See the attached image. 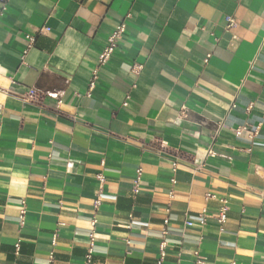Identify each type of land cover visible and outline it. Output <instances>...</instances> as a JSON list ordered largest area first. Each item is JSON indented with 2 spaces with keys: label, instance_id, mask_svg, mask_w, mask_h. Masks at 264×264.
Instances as JSON below:
<instances>
[{
  "label": "crops",
  "instance_id": "obj_1",
  "mask_svg": "<svg viewBox=\"0 0 264 264\" xmlns=\"http://www.w3.org/2000/svg\"><path fill=\"white\" fill-rule=\"evenodd\" d=\"M0 13V264H83L92 216L93 264H156L164 229L162 264H264V0H0ZM30 90L60 98L25 104Z\"/></svg>",
  "mask_w": 264,
  "mask_h": 264
},
{
  "label": "built area",
  "instance_id": "obj_2",
  "mask_svg": "<svg viewBox=\"0 0 264 264\" xmlns=\"http://www.w3.org/2000/svg\"><path fill=\"white\" fill-rule=\"evenodd\" d=\"M5 10V6L2 8V11ZM2 14L0 13V16ZM130 16L127 15L125 17V20L127 18H129ZM125 20H123L120 24L116 25L114 27V29L112 30V32L109 34V36L107 37V44L105 45V47L102 49V51L99 53L98 58H97V64L95 66V68L93 69V71L91 72L90 75V79L88 81V91L86 93L87 96L90 95V93L94 90L95 85L98 81V77H99V73L100 70L105 67L107 65V63L109 62L111 56L113 55L114 51L116 50L119 41L121 40L123 33L125 32V28H126V24H125ZM234 24V20L231 17L227 18V27L230 28L232 27ZM47 30V29H46ZM40 34L43 33V31L39 32ZM26 39L28 40V46L26 48V51L24 52V54H26L30 48L32 47V45L34 44L35 41V37H30L27 36ZM142 69L141 66H135L133 68V72L138 74L139 71ZM46 96H50L53 97L55 99H59L60 95L56 94V95H52V94H48V93H42L39 94L34 90H30L23 98L22 101L25 104H30V103H35V102H39L41 101L44 97ZM58 103H60V100H58ZM124 106L127 105V102L123 103ZM235 105L234 103H232L229 107V111L234 109ZM252 109V105H248L247 108L245 109V112L248 114ZM226 125L224 122L219 123L218 127H217V133L222 129L225 128ZM243 131H245V129L243 127H239L233 130V133L236 137H240L243 133ZM256 136V131L253 133H249L247 135V138L249 140H253L254 137ZM212 155L211 150H209L207 152V156ZM141 177H142V170L140 168H138L136 170L135 173V178L132 184V193L133 194H138L139 193V186H140V182H141ZM110 199L109 197L103 195L101 192L98 193L97 198L94 201V211H97L98 207L100 206V204L102 203L103 200H107ZM226 206L223 204L220 208L219 211L215 217L216 221L218 222V224L220 226H222L225 223V214H226ZM23 216H24V211H21V216H20V224H23ZM95 225H96V219L94 216H92V218L90 219V231L88 234V238L90 240V245L89 248L84 256V261L83 264H93V255H94V250H93V232L95 229ZM191 223H188V226H190ZM166 235H167V231L164 229L161 232V238H160V242L158 245V261L156 264H162V261L164 260L165 256H166V248L168 245V241L166 239ZM53 239V243H54ZM200 262H197V264H199ZM48 264H53V258L52 256L49 257L48 259Z\"/></svg>",
  "mask_w": 264,
  "mask_h": 264
}]
</instances>
